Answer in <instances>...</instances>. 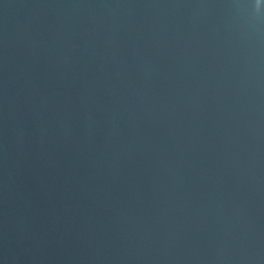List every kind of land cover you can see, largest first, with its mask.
<instances>
[{"label": "water", "instance_id": "obj_1", "mask_svg": "<svg viewBox=\"0 0 264 264\" xmlns=\"http://www.w3.org/2000/svg\"><path fill=\"white\" fill-rule=\"evenodd\" d=\"M0 264H264V0H0Z\"/></svg>", "mask_w": 264, "mask_h": 264}]
</instances>
